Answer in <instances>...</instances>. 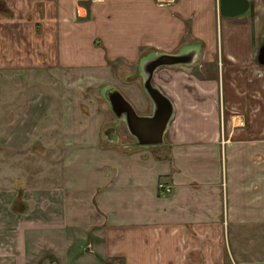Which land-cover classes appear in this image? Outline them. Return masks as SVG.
<instances>
[{"label": "crops", "instance_id": "0c3cea01", "mask_svg": "<svg viewBox=\"0 0 264 264\" xmlns=\"http://www.w3.org/2000/svg\"><path fill=\"white\" fill-rule=\"evenodd\" d=\"M246 1L226 16L220 0H0V70L10 71L17 94L26 70H54L61 83L116 80L135 113L151 117L144 65L161 54L190 60L151 76L172 108L159 143L139 144L124 115L114 114L133 140L120 126L107 131L100 112L83 117L69 101L77 106L81 92H39L20 113L8 111L1 143L15 151L53 103L59 171L50 186L22 190L24 201L35 198L34 224L15 206L22 185L1 175L0 264H27L30 248L40 255L48 242L70 264H264L238 250L244 260L236 263L223 237L225 229L237 246L241 231L264 229V72L256 61L264 0ZM158 182L171 193L161 195Z\"/></svg>", "mask_w": 264, "mask_h": 264}, {"label": "rangeland", "instance_id": "374dc122", "mask_svg": "<svg viewBox=\"0 0 264 264\" xmlns=\"http://www.w3.org/2000/svg\"><path fill=\"white\" fill-rule=\"evenodd\" d=\"M25 72L27 78L25 76L26 79L23 80H26L25 83L27 84V86L24 87V94H17L19 88L12 84V82H10V79L8 78L10 71L3 69L0 70V188L2 186L1 175L4 173H9V178L14 181V184L17 188L18 186L22 185V187L20 186L19 188V192L21 193L20 196L16 198L17 201L15 200V206H17V208L21 207L20 205H22L24 208L26 207L25 210H23L25 212H22L21 216L22 218H26L27 222L34 224L35 221L31 220L33 218V213H30V211H32L31 208L35 203V198H33V195L31 194V198H27L26 201H24V199L21 198V194L23 192V188L31 192V189L34 186H48L50 176H52L53 173H57L59 171V162L55 161V158H57L56 153L60 151L58 150V146L60 144H55V141L57 139L54 140V138L57 133L55 134V132L50 131V126H54L55 123H57V120L50 115L52 113L53 107V103L51 102L52 105H50L46 109L45 116L41 118V122L39 124L40 129L38 128L39 130L35 132L36 136L28 140L25 146H23V149L14 151L12 149L2 147L3 145L1 143V137L7 131L10 120L13 119V116L11 117L9 115V110L13 108L14 113H20L21 111H23L26 104L33 99V95L38 94L39 92L49 95L51 99H54L56 97L60 98V93L79 94V92H81L82 95L80 101L77 102V106L74 105V103H76L75 97H69V101L73 105L72 108H75L74 110L79 109L81 113L86 114H82L83 117L88 116V114L96 115L100 112L101 114L105 115L106 123L104 125V128H106L107 131L112 133L113 130L117 129L120 126L122 133L125 134V137L129 138L130 140H133V138L128 133L126 126L122 124L124 120H116V117L111 111L110 106L105 98V94L109 91H121L115 85L116 80H85L87 78L80 77L76 78L75 80H65L61 83V81H59L58 79L56 80L55 77L56 75L58 76V74H56V71L54 70L42 69L34 73L26 70ZM256 75H261V71H256L255 76ZM11 94H14V96L10 97ZM8 98H12L13 101L8 102ZM102 105H104L105 108L101 109ZM83 117L79 118V124L84 121ZM8 165L10 167H8ZM5 166L6 170L3 171V168ZM18 176H23L22 178L24 179H20V181L17 182L16 179L18 178ZM28 193L29 192L27 191L26 196ZM46 201L47 200H43L44 204ZM17 208L14 210H17ZM42 230L45 231L40 232V235H43L44 240H48L50 237L49 230H46L44 228ZM223 237L226 242H229L231 244L230 254L232 253L233 259L234 261H236V263H240L242 260H244L243 258H241L242 254L240 255L237 250L243 253L245 259L253 260L264 257L263 228H251L249 230L241 231L237 236L240 243L237 246L234 244L231 234H228L225 229H223ZM56 247L59 249V246ZM42 249H40L41 252L39 255L34 248H30L29 252L27 253L26 263L70 264V262L65 259L57 260V255L53 252V249L51 250L49 242L48 245L46 247L44 246ZM237 254L240 255V257ZM63 256H65V254Z\"/></svg>", "mask_w": 264, "mask_h": 264}, {"label": "water", "instance_id": "95a60500", "mask_svg": "<svg viewBox=\"0 0 264 264\" xmlns=\"http://www.w3.org/2000/svg\"><path fill=\"white\" fill-rule=\"evenodd\" d=\"M246 0H220V12L226 16H237L247 8ZM190 61V60H189ZM185 56L161 54L149 60L143 67L145 76L143 87L151 97L155 111L151 117L138 116L122 95L115 90L107 92L105 98L116 116L124 115L128 130L137 138L139 144L159 143L171 115L170 101L151 84V76L160 65L189 63ZM257 62L264 66V44L259 48Z\"/></svg>", "mask_w": 264, "mask_h": 264}, {"label": "built area", "instance_id": "2783aa9c", "mask_svg": "<svg viewBox=\"0 0 264 264\" xmlns=\"http://www.w3.org/2000/svg\"><path fill=\"white\" fill-rule=\"evenodd\" d=\"M157 188H158V191L161 195H167V194L171 193V191H172L171 185L165 184L163 182H159L157 184Z\"/></svg>", "mask_w": 264, "mask_h": 264}, {"label": "flooded vegetation", "instance_id": "af4514ba", "mask_svg": "<svg viewBox=\"0 0 264 264\" xmlns=\"http://www.w3.org/2000/svg\"><path fill=\"white\" fill-rule=\"evenodd\" d=\"M258 53V52H257ZM257 56V55H256ZM256 61H257V58H256ZM260 67L263 69V71H264V66H262V65H260Z\"/></svg>", "mask_w": 264, "mask_h": 264}]
</instances>
